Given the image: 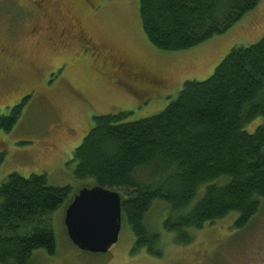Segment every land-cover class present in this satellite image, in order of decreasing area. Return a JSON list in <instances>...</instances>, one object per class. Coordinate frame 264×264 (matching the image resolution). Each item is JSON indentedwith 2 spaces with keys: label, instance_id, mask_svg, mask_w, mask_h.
<instances>
[{
  "label": "trees",
  "instance_id": "1",
  "mask_svg": "<svg viewBox=\"0 0 264 264\" xmlns=\"http://www.w3.org/2000/svg\"><path fill=\"white\" fill-rule=\"evenodd\" d=\"M259 2L139 0V17L151 45L183 51L226 32ZM24 103L0 116V130L14 127ZM130 113L94 115L69 163L77 179L91 182L83 187L120 194L133 252L162 256L160 234L145 221L156 203L168 209L162 228L174 233L176 244L192 241L188 230L231 213L236 228L257 215L264 201V124L253 132L245 127L264 116V37L232 48L206 80L185 81L162 112L124 122ZM77 191L50 186L45 174L7 175L0 184V264H29L38 249L55 254L56 239L43 218L66 208Z\"/></svg>",
  "mask_w": 264,
  "mask_h": 264
},
{
  "label": "rangeland",
  "instance_id": "2",
  "mask_svg": "<svg viewBox=\"0 0 264 264\" xmlns=\"http://www.w3.org/2000/svg\"><path fill=\"white\" fill-rule=\"evenodd\" d=\"M27 2L0 0V51L7 49L14 59L3 57L0 62V116L25 99L14 127L0 130V184L16 172L24 177L45 174L50 186L70 185L75 192L90 185L74 176L69 162L93 127L94 115L131 112L124 119L131 122L158 114L177 97L185 81L206 80L232 48L248 47L264 37V0L226 32L173 52L161 51L146 39L139 0H47L40 14ZM37 25L40 33L28 34ZM83 29L109 55L165 81L170 96L139 100L113 85L95 55L74 42L72 35ZM63 31L71 41L59 40ZM262 124L264 116H258L245 130L253 132ZM203 191L204 187L191 205ZM64 212L62 206L43 218L53 230L55 254L35 250L29 264H264V201L246 227H234L237 214L231 213L202 229L188 230L192 241L187 244L174 243V233L162 228L168 209L156 203L145 221L160 234L161 257L150 256L145 249L133 252L135 236L125 221L118 241L106 253L83 251L67 236Z\"/></svg>",
  "mask_w": 264,
  "mask_h": 264
},
{
  "label": "water",
  "instance_id": "3",
  "mask_svg": "<svg viewBox=\"0 0 264 264\" xmlns=\"http://www.w3.org/2000/svg\"><path fill=\"white\" fill-rule=\"evenodd\" d=\"M121 224L120 194L98 185L79 189L65 209L67 236L83 251L106 253L118 241Z\"/></svg>",
  "mask_w": 264,
  "mask_h": 264
},
{
  "label": "flooded vegetation",
  "instance_id": "4",
  "mask_svg": "<svg viewBox=\"0 0 264 264\" xmlns=\"http://www.w3.org/2000/svg\"><path fill=\"white\" fill-rule=\"evenodd\" d=\"M46 1L47 0H28L27 4L32 11L35 10L37 14H40L45 8ZM49 23L50 27L54 26V20H50ZM30 29L28 34H39L41 30L40 25L31 27ZM72 38L76 44H82L95 55L97 62H100L105 74L110 78V82H112L113 85L125 88L129 94L139 100H151L157 97L164 100L169 97V91L167 89L168 84L165 81L147 73L145 69L141 67L132 65L126 59H119L109 55L100 41L88 35L84 29L79 33L72 35ZM59 40L62 42H68L72 39L70 40V35H65L63 31L59 34ZM53 44L54 42L51 41V45ZM53 46L56 47L55 45ZM3 57L10 59L11 61L14 60L13 56L4 48L0 51L1 63ZM7 63L9 62L7 61ZM1 80L4 81L3 78H1ZM61 83L64 84L65 81L62 80Z\"/></svg>",
  "mask_w": 264,
  "mask_h": 264
}]
</instances>
